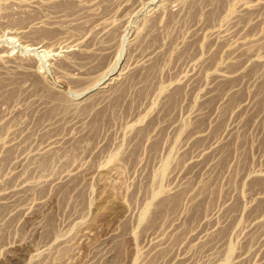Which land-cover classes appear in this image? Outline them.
Segmentation results:
<instances>
[{
	"label": "rangeland",
	"instance_id": "rangeland-1",
	"mask_svg": "<svg viewBox=\"0 0 264 264\" xmlns=\"http://www.w3.org/2000/svg\"><path fill=\"white\" fill-rule=\"evenodd\" d=\"M0 264H264V0H0Z\"/></svg>",
	"mask_w": 264,
	"mask_h": 264
},
{
	"label": "bare ground",
	"instance_id": "bare-ground-1",
	"mask_svg": "<svg viewBox=\"0 0 264 264\" xmlns=\"http://www.w3.org/2000/svg\"><path fill=\"white\" fill-rule=\"evenodd\" d=\"M115 65V64H114Z\"/></svg>",
	"mask_w": 264,
	"mask_h": 264
}]
</instances>
